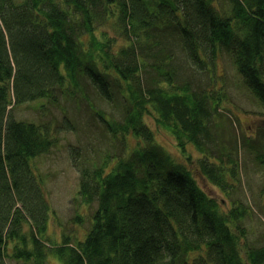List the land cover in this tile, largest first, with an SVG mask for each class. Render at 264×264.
Instances as JSON below:
<instances>
[{
	"label": "trees",
	"instance_id": "trees-1",
	"mask_svg": "<svg viewBox=\"0 0 264 264\" xmlns=\"http://www.w3.org/2000/svg\"><path fill=\"white\" fill-rule=\"evenodd\" d=\"M223 53L264 108V0H0V264L50 253L62 264H264V247L232 228L249 215L233 198L239 147L264 170V127L236 136L215 72ZM35 102L63 118H17ZM63 102L87 109L98 130L87 123L84 136L105 148L70 146L78 196L97 208L85 238L50 244L55 212L34 160L79 133ZM148 116L183 155L200 154L190 158L232 208L158 143Z\"/></svg>",
	"mask_w": 264,
	"mask_h": 264
},
{
	"label": "rangeland",
	"instance_id": "rangeland-1",
	"mask_svg": "<svg viewBox=\"0 0 264 264\" xmlns=\"http://www.w3.org/2000/svg\"><path fill=\"white\" fill-rule=\"evenodd\" d=\"M110 34H113L114 27H106ZM215 72L222 75L227 86L229 101L226 104V110L230 113L236 128V136L247 139H257L261 128L264 127V108L256 98L246 89L242 76L238 75L233 67L229 57L223 53L219 55ZM220 83L223 81L218 78ZM40 103H29L18 106L15 114L20 120L28 121H53L61 120L64 113L53 105L39 110ZM67 114L73 118L79 127V133L62 132L59 134V140L56 145L46 154H43L34 160L35 166L43 175L44 191L55 214H52L47 238L50 244H60L65 235L83 239L91 226V218L97 208V204L87 206L81 202L78 196L79 192V173L72 166L69 156L71 145H90L94 148L104 149L101 141L93 137L89 132L84 136L86 124L89 123L94 136L98 127L94 124L87 109L80 105L74 107L71 104L63 102ZM146 121L156 134L159 144L166 149L172 157L184 164L194 175L200 187L211 197L221 204V211H228L233 204L226 199L225 194L199 170L198 163L192 160L200 154L192 147H188V154L183 155L177 147L174 137L165 129L159 128L152 116L146 117ZM84 136V137H83ZM135 143V141H131ZM106 144V143H105ZM107 145V144H106ZM86 149V148H85ZM238 156L242 161L241 182L238 184L239 191L233 193V198L237 203L244 204L247 207L249 215L241 222L242 229L233 231L242 242L251 246L264 247V170L259 167L252 159V156L244 149L239 147ZM239 159V158H238ZM237 184V180L234 179ZM241 184V185H240ZM234 192V190H233ZM77 216L83 218V222L75 221ZM93 223V220H92ZM68 230V231H67ZM75 234H73L72 232ZM242 256L245 257L244 253ZM9 264H35L34 260H14L8 259ZM46 264H62V261L54 254L50 253Z\"/></svg>",
	"mask_w": 264,
	"mask_h": 264
},
{
	"label": "bare ground",
	"instance_id": "bare-ground-1",
	"mask_svg": "<svg viewBox=\"0 0 264 264\" xmlns=\"http://www.w3.org/2000/svg\"><path fill=\"white\" fill-rule=\"evenodd\" d=\"M48 258H49V256H48ZM48 258H47V261H48Z\"/></svg>",
	"mask_w": 264,
	"mask_h": 264
}]
</instances>
